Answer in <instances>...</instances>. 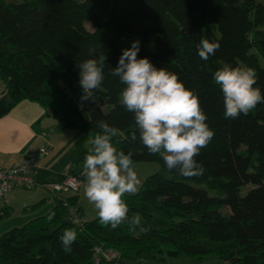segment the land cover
Wrapping results in <instances>:
<instances>
[{
	"label": "trees",
	"instance_id": "obj_1",
	"mask_svg": "<svg viewBox=\"0 0 264 264\" xmlns=\"http://www.w3.org/2000/svg\"><path fill=\"white\" fill-rule=\"evenodd\" d=\"M202 38L220 44L207 61L197 54ZM135 40L141 42L138 58L177 74L199 98L215 132L195 157L205 170L202 176L185 178L169 171L159 154L150 155L134 114L120 103L125 85L111 68ZM87 59L103 64L104 81L95 102L85 101L81 110L77 64ZM226 64L255 69L254 87L264 95L262 0H0V79L5 84L0 119L29 101L54 117L57 130L87 138L105 121L120 130L114 146L131 151L134 165L158 162L169 175L153 174L135 195L123 197L129 219L139 213L146 231L127 223L112 229L99 217L84 221L79 198L72 196L0 236V264H168L179 258L264 264V103L247 115L225 118L214 73ZM86 155L82 152L78 163ZM8 215L5 210L2 217ZM70 228L77 239L66 253L59 237ZM96 248L117 251L119 258L98 260Z\"/></svg>",
	"mask_w": 264,
	"mask_h": 264
},
{
	"label": "clouds",
	"instance_id": "obj_2",
	"mask_svg": "<svg viewBox=\"0 0 264 264\" xmlns=\"http://www.w3.org/2000/svg\"><path fill=\"white\" fill-rule=\"evenodd\" d=\"M140 41L124 48L118 64L111 68V75L125 85L120 103L134 114L140 140L150 155L159 154L169 171L176 170L185 178L199 177L204 168L195 157L208 146L215 136L206 123L208 117L200 106L198 96L188 90L177 74L165 68H157L149 58H138ZM220 44L202 38L197 45L198 56L207 61ZM79 84L82 88L81 103L95 102V93L104 81V66L97 59H87L77 64ZM214 82L223 93L225 118L236 119L247 115L258 104L264 103L257 84V73L250 67L224 65L214 73ZM100 131L88 134L85 142L87 155L82 175L86 177L84 195L94 204L102 225L112 229L127 223L132 230L139 228L141 216L128 217L129 208L123 197L136 194L141 181L133 167V153L118 151L113 138L120 130L105 121H99ZM132 139H136L133 134ZM53 212L47 219L51 221ZM77 239L74 228L65 229L59 237L66 253L72 251Z\"/></svg>",
	"mask_w": 264,
	"mask_h": 264
},
{
	"label": "crops",
	"instance_id": "obj_3",
	"mask_svg": "<svg viewBox=\"0 0 264 264\" xmlns=\"http://www.w3.org/2000/svg\"><path fill=\"white\" fill-rule=\"evenodd\" d=\"M4 90L5 84L0 79V97ZM69 132L71 139L68 138ZM84 137L75 130H57L54 117L38 104L29 101L22 102L0 119V168H10L22 163L29 155H37L45 148L50 152L48 156L38 158L36 187L31 190L15 189L0 203V236L46 215L64 199L72 196L79 198L81 218L84 217V221L89 220L84 214V207L89 217H98V214H90L86 204V183L80 182V189L75 193L65 191L56 194L47 187L48 184L60 182L67 177H77L80 181L87 182L81 173L82 164L78 163L81 153H87L79 146ZM77 171L80 172L77 174ZM5 210H10V215L2 217ZM92 212L98 213L97 209H92Z\"/></svg>",
	"mask_w": 264,
	"mask_h": 264
},
{
	"label": "built area",
	"instance_id": "obj_4",
	"mask_svg": "<svg viewBox=\"0 0 264 264\" xmlns=\"http://www.w3.org/2000/svg\"><path fill=\"white\" fill-rule=\"evenodd\" d=\"M50 152L45 148L39 154L29 155L22 163L16 164L10 168H0V203L6 199L7 194L14 188H27L30 189L35 186L34 180V168L39 157L48 156ZM80 187V181L76 177H67L60 182L53 183L51 185L52 190L56 194L63 193L65 191H78ZM70 212L75 214V210L70 207ZM97 259L100 256L109 260H117L119 254L111 249L102 250V248H96Z\"/></svg>",
	"mask_w": 264,
	"mask_h": 264
},
{
	"label": "rangeland",
	"instance_id": "obj_5",
	"mask_svg": "<svg viewBox=\"0 0 264 264\" xmlns=\"http://www.w3.org/2000/svg\"><path fill=\"white\" fill-rule=\"evenodd\" d=\"M262 2H264V0H262ZM87 28L90 31H93V27H92V25L90 23H87ZM68 135H69L68 138L71 139L72 136L70 135V132H69ZM87 139L88 138L85 136L83 138V141H81L80 142V145H79L81 148L83 147V149H85V151H87V147L85 146V142H86ZM78 141H79V139H78ZM114 143H115V137L113 138V144ZM83 163H81L82 164L81 165V168H82L81 170H83ZM133 167H134L135 171L137 172L138 177H139V179L141 181V184L139 186V189L141 188V186L144 183V181L146 180V178L149 177V176H151V175H153V174L161 173L162 175L169 176L168 173L165 172V170H163L161 164L158 163V162H153V163L142 162V163H138L137 165H134L133 164ZM80 171H77V174ZM81 182H82V184L83 183L84 184L86 183V182H84L82 180H81ZM129 195H132V194H129ZM86 204L89 206V212H90V214L92 216H96V214H98V213H93L92 212V209H96L95 206H94V204L90 203L88 201V199L86 200ZM84 214L89 219L88 221L94 220L96 218V217H89L86 214L85 207H84ZM83 219H85V218L83 217ZM16 228H18V227H16ZM135 264H159V263L156 262V261H153V260H144L142 262H136ZM168 264H225V263H223L221 260L216 259V258H208V259H205L203 261H196V260H193V259L179 258V259H171V260H169Z\"/></svg>",
	"mask_w": 264,
	"mask_h": 264
},
{
	"label": "bare ground",
	"instance_id": "obj_6",
	"mask_svg": "<svg viewBox=\"0 0 264 264\" xmlns=\"http://www.w3.org/2000/svg\"><path fill=\"white\" fill-rule=\"evenodd\" d=\"M38 168H39V162L37 161L36 162V165H35V168H34V180L36 179L35 177L37 176V174H38ZM2 169H7V168H2ZM53 183H51V184H48L47 185V187L53 192V193H55L53 190H52V188H51V185H52ZM36 187V180H35V186L34 187H32V188H30V189H27V190H31V189H33V188H35ZM15 189H25V188H14L13 190H15ZM13 190H11L10 192H12ZM9 192V193H10ZM8 193V194H9ZM7 194V195H8ZM7 197V196H6ZM64 206L65 207H67L68 208V206H69V204L68 203H64ZM70 209V208H69ZM70 211V210H69ZM73 216H74V218H75V220H76V222L77 223H81L82 222V220L79 218V216L78 215H75V214H73V213H71Z\"/></svg>",
	"mask_w": 264,
	"mask_h": 264
}]
</instances>
